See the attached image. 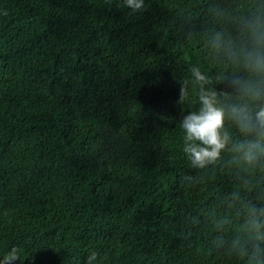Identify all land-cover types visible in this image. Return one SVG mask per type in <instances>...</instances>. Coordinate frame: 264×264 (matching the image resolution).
<instances>
[{"label":"trees","instance_id":"1","mask_svg":"<svg viewBox=\"0 0 264 264\" xmlns=\"http://www.w3.org/2000/svg\"><path fill=\"white\" fill-rule=\"evenodd\" d=\"M253 50L264 0H0V259L264 264V153L249 165L237 151L264 147V129L230 112L264 107ZM193 68L228 138L203 168L180 127L200 108Z\"/></svg>","mask_w":264,"mask_h":264},{"label":"clouds","instance_id":"2","mask_svg":"<svg viewBox=\"0 0 264 264\" xmlns=\"http://www.w3.org/2000/svg\"><path fill=\"white\" fill-rule=\"evenodd\" d=\"M125 2L126 6L134 12L143 8V0H125ZM256 43L259 46V38H257ZM245 66L254 73L264 74V52L259 50L249 52L246 56ZM192 74L197 82H201L198 97L200 108L198 111H190L187 115H184L180 121V127L185 133L183 152L193 167L203 168L205 165L217 160L221 150L225 148L228 138L226 134L224 136L221 135L225 111L215 106V92L204 91L202 84L205 81V77L200 71L193 68ZM235 83L242 94H253L254 85H249L239 80L235 81ZM185 94V87L181 85L177 103L184 99ZM259 95V90H255L253 98H257ZM230 112L231 117L239 125L243 133L252 134L264 129V107L260 108L255 113V116L249 113L246 106H233ZM237 151L241 153V159L251 165L257 160L259 154L264 153V147H261L258 140H248L237 145ZM253 212H255V209H253ZM253 226L257 229L260 227L255 221H253ZM233 244L235 246L239 244V241H234ZM241 250L243 249L241 248ZM18 258V250L12 248L3 259H0V264H14ZM94 259L95 253L88 259L87 264H92Z\"/></svg>","mask_w":264,"mask_h":264}]
</instances>
